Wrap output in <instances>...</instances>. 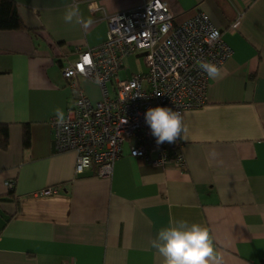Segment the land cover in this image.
Masks as SVG:
<instances>
[{"label":"crops","instance_id":"crops-1","mask_svg":"<svg viewBox=\"0 0 264 264\" xmlns=\"http://www.w3.org/2000/svg\"><path fill=\"white\" fill-rule=\"evenodd\" d=\"M13 1L26 29L0 31V130L9 134L0 197L16 182L15 201L0 204V264H163L150 240L174 218L204 224L224 264H264V0H162L176 24L207 13L233 56L209 78L207 103L183 114L185 170L125 152L108 179L76 175V155L56 149L51 120L74 107L62 67L105 41L108 25L94 13L151 0ZM72 8L79 22L65 21ZM79 83L101 100L97 84Z\"/></svg>","mask_w":264,"mask_h":264},{"label":"built area","instance_id":"built-area-1","mask_svg":"<svg viewBox=\"0 0 264 264\" xmlns=\"http://www.w3.org/2000/svg\"><path fill=\"white\" fill-rule=\"evenodd\" d=\"M94 17L108 25L105 41L62 67L74 107L63 122L51 120L57 151L76 155V175L95 169L99 177L108 179L125 152L154 166L185 170L181 137L157 144L144 113L157 105L171 107L182 116L202 108L210 77L201 64L211 62L220 69L232 58L233 49L207 13L198 10L176 24V14L162 0L115 16L94 13ZM131 57L141 58L144 70L121 79L119 74ZM81 78L97 84L101 100H90L80 87ZM15 183L6 182L8 190Z\"/></svg>","mask_w":264,"mask_h":264},{"label":"clouds","instance_id":"clouds-1","mask_svg":"<svg viewBox=\"0 0 264 264\" xmlns=\"http://www.w3.org/2000/svg\"><path fill=\"white\" fill-rule=\"evenodd\" d=\"M79 22L78 9L66 12L64 19ZM87 23V21H85ZM201 68L209 77L215 78L219 69L211 62H203ZM59 121L63 122L62 113ZM145 123L150 127L156 143L173 142L184 131L183 116L168 106L149 107L144 113ZM150 247L163 258V264H224L222 254L215 248L209 229L198 221L174 218L167 223H157Z\"/></svg>","mask_w":264,"mask_h":264},{"label":"trees","instance_id":"trees-1","mask_svg":"<svg viewBox=\"0 0 264 264\" xmlns=\"http://www.w3.org/2000/svg\"><path fill=\"white\" fill-rule=\"evenodd\" d=\"M26 27L18 12V5L13 0H0V31H22ZM9 145V134L7 127L0 130V148L6 150ZM24 146L28 148L30 146V130L26 126L24 130ZM14 189L9 190L6 197H0L1 203L14 202ZM0 218H4V215L0 212ZM8 223V219H5L4 223L0 224V235Z\"/></svg>","mask_w":264,"mask_h":264},{"label":"rangeland","instance_id":"rangeland-1","mask_svg":"<svg viewBox=\"0 0 264 264\" xmlns=\"http://www.w3.org/2000/svg\"><path fill=\"white\" fill-rule=\"evenodd\" d=\"M144 70L141 58L137 57V60L134 62L130 59H127L124 64V68L121 70L119 77L121 79H128L135 72H142ZM111 88V86H110Z\"/></svg>","mask_w":264,"mask_h":264}]
</instances>
